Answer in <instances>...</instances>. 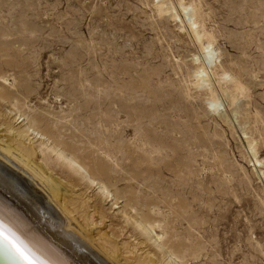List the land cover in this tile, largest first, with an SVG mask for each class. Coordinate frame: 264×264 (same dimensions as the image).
I'll list each match as a JSON object with an SVG mask.
<instances>
[{
	"label": "rangeland",
	"instance_id": "1",
	"mask_svg": "<svg viewBox=\"0 0 264 264\" xmlns=\"http://www.w3.org/2000/svg\"><path fill=\"white\" fill-rule=\"evenodd\" d=\"M157 1L0 0V137L37 150L48 174L71 188L60 204L78 209L75 219L121 264H264V0H169L175 22ZM187 7L198 9L199 37ZM203 30L219 60L211 90L190 75L208 44ZM224 70L241 82L226 85L238 108L219 90ZM216 94L223 118L206 113ZM59 151L74 152L93 182L58 160ZM141 221L154 223V237Z\"/></svg>",
	"mask_w": 264,
	"mask_h": 264
},
{
	"label": "bare ground",
	"instance_id": "2",
	"mask_svg": "<svg viewBox=\"0 0 264 264\" xmlns=\"http://www.w3.org/2000/svg\"><path fill=\"white\" fill-rule=\"evenodd\" d=\"M157 1V0H156ZM157 7L159 8V13H166L168 14L172 19H174V22L176 19H178V14L175 11L174 6H172L171 2L169 0H158ZM182 4V3H181ZM184 5V4H183ZM195 5V4H194ZM196 6V5H195ZM182 7V6H181ZM197 7V6H196ZM184 10H187L183 6ZM188 8V7H187ZM189 9V8H188ZM200 9V8H199ZM158 10V9H157ZM195 7H190L188 11H186L184 14H186V20H187V26H189V29L196 34L198 37L199 34V28L200 26V20H199V12L197 11ZM201 13V12H200ZM161 14V16L163 15ZM168 16V17H169ZM185 17V16H184ZM170 18V19H171ZM203 19V18H202ZM181 20V18H180ZM173 21V20H172ZM205 25V23H204ZM180 28V27H179ZM203 28V27H202ZM183 29V28H182ZM181 29V30H182ZM212 33V31H210ZM203 34L206 35L208 38V44L205 47L202 45L203 52H202V60L200 57H195L194 62L197 63L196 66H194L193 71L190 72L191 77L196 79V88H203L208 87L209 90H211L212 81L210 76V69L214 68L213 66H216L218 56L216 49L213 48L214 41L213 36L211 37L206 33V31L203 30ZM216 34V33H215ZM217 35V34H216ZM205 38V37H204ZM218 39V38H217ZM207 40V39H206ZM192 63V62H191ZM195 65V64H193ZM219 65V64H218ZM236 67V66H235ZM223 68V67H222ZM234 69V68H233ZM222 71V70H221ZM225 71V70H224ZM240 72V71H239ZM215 75V74H214ZM220 76V75H219ZM221 79L219 84L221 85L220 89L222 96H224L225 100L228 101L229 105L232 104L236 107L239 104L237 103V98L234 96L233 89L235 90L239 89L240 86H242L236 78V76L232 75L231 73L225 71L221 75ZM216 79V78H215ZM132 83V82H131ZM145 87L147 83H144ZM194 84V83H193ZM14 85V84H13ZM226 85H231L234 87L232 90L228 88ZM130 86V85H129ZM98 87V86H97ZM143 87V85H142ZM144 87V88H145ZM216 87V86H214ZM247 87V86H246ZM129 88V87H128ZM141 88V87H140ZM118 89V88H117ZM127 89V88H126ZM136 89V88H135ZM138 89V88H137ZM188 89V88H187ZM207 89V88H206ZM215 89V88H214ZM244 89V88H243ZM97 90V89H96ZM103 90V89H102ZM105 90V89H104ZM116 90V89H115ZM120 90V89H119ZM124 90V89H123ZM190 90V88H189ZM194 90V89H193ZM192 90V91H193ZM242 89H240L241 91ZM245 90V89H244ZM242 90V91H244ZM247 90V88H246ZM100 91V90H99ZM133 91V89L131 90ZM143 91V90H142ZM145 91V89H144ZM143 91V94L145 92ZM202 91V90H201ZM204 91V90H203ZM104 91L100 92V94H103ZM106 92V91H105ZM115 92V91H114ZM123 94V92L118 91ZM149 92V91H147ZM195 92V91H194ZM197 92V91H196ZM247 92V91H246ZM98 93V92H97ZM116 93V92H115ZM126 93V92H125ZM134 93H136L134 91ZM188 93V92H187ZM193 93V92H190ZM204 93V92H203ZM98 93V95H100ZM118 94V93H117ZM116 94V95H117ZM127 94V93H126ZM131 94V93H129ZM128 94V95H129ZM142 94V93H141ZM149 94V93H147ZM153 94V93H152ZM184 94V93H183ZM197 94V93H196ZM199 94V93H198ZM240 94V92L238 93ZM248 94V93H247ZM120 95V94H119ZM127 95V96H128ZM193 96V94H191ZM211 95V94H210ZM245 94H243L244 96ZM249 95V94H248ZM125 96V94H124ZM126 98L128 99V97ZM132 96V95H130ZM129 96V100H130ZM134 99H139V94H137L138 97H136L135 94H133ZM132 96V97H133ZM190 96V95H189ZM191 96V98H192ZM203 96V95H202ZM122 98V96H119V98ZM145 97V96H144ZM150 97V95H149ZM195 96L194 98H196ZM199 97V96H198ZM125 98V97H124ZM147 98V97H146ZM190 98V97H189ZM190 98V99H191ZM203 98V97H202ZM240 98V95H239ZM126 99V100H127ZM133 100V98H131ZM148 99V98H147ZM198 99V98H197ZM189 100V99H188ZM194 101L196 99H193ZM239 100V99H238ZM128 101V100H127ZM151 101V100H150ZM193 101V102H194ZM220 98L218 95H214L211 97V102L209 103V108L206 109L207 116L212 114H217L216 116H221L220 109L222 104L220 103ZM226 101V103H227ZM130 102V101H128ZM127 102V103H128ZM133 103V102H132ZM145 103V102H144ZM147 103V102H146ZM149 103V102H148ZM227 103V104H228ZM14 105V104H13ZM191 103H189V106ZM197 105H199L197 103ZM205 106V105H204ZM199 107V106H198ZM137 107H135L136 109ZM197 108V107H196ZM232 108V107H231ZM238 108V107H236ZM134 109V111H135ZM235 109V108H234ZM233 109V110H234ZM191 111V109L189 108ZM233 111V115H231L235 120L238 118V112ZM176 111V110H175ZM184 111V110H183ZM194 110H192L193 112ZM222 111V109H221ZM142 112V111H141ZM140 112V113H141ZM179 112V111H178ZM223 112V111H222ZM136 113V112H135ZM143 113V112H142ZM149 113V112H148ZM198 113V112H197ZM153 114V112H152ZM157 115V113H155ZM174 114V113H169ZM200 114V113H198ZM204 114V112H203ZM136 115V114H135ZM162 115V114H161ZM164 115V114H163ZM167 115V113H166ZM178 115V113H177ZM194 115V114H193ZM201 115V114H200ZM206 115V114H205ZM229 115V114H228ZM108 116V115H107ZM106 116V117H107ZM144 116V115H143ZM197 116V115H196ZM202 116V115H201ZM204 116V115H203ZM207 116L205 118H207ZM226 115H222L223 118ZM65 117V116H64ZM112 117V115H111ZM150 117V116H149ZM162 117V116H161ZM164 117V116H163ZM167 117V116H166ZM198 117V116H197ZM109 118V117H108ZM113 118V117H112ZM133 118V117H132ZM220 118V117H219ZM218 118V119H219ZM221 118V119H222ZM227 118V117H226ZM134 119V118H133ZM171 118L168 117L167 120ZM177 119V118H176ZM191 119V118H190ZM194 119V118H193ZM111 120V119H110ZM151 120H154L153 117ZM162 120V119H161ZM173 120V119H172ZM180 120V119H179ZM188 120V118H187ZM223 120V119H222ZM226 123H228V118L226 119ZM39 121V120H38ZM112 121V120H111ZM114 121V120H113ZM169 121V122H170ZM197 121V120H196ZM195 121V122H196ZM199 121V120H198ZM202 121V119H201ZM33 122V121H32ZM115 122V121H114ZM124 122V121H123ZM127 122V121H126ZM145 122V121H144ZM174 122V121H173ZM178 122V121H177ZM238 122V121H237ZM34 123V122H33ZM117 123V121H116ZM154 123V121H153ZM176 123V121L174 122ZM191 123V122H190ZM30 124V123H29ZM119 124V123H118ZM124 124V123H123ZM149 124V122H148ZM163 124V123H162ZM183 124V122H182ZM239 124V123H238ZM32 125V123H31ZM115 125V124H113ZM129 125V123H128ZM160 125V124H159ZM170 125V124H169ZM175 125V124H174ZM179 125V124H178ZM189 125V123H188ZM232 125V124H230ZM241 125V123H240ZM34 126V124H33ZM33 126H29L28 129H31ZM139 126V125H137ZM141 126V124H140ZM145 126V125H144ZM177 126V125H176ZM185 126V125H184ZM183 126L182 129H185ZM192 126V125H191ZM239 126V125H238ZM243 126V125H241ZM246 126V125H244ZM115 127V126H114ZM150 128V126H148ZM158 127V126H157ZM156 127V128H157ZM163 127V126H162ZM165 127V126H164ZM182 127V125H181ZM197 127V126H196ZM136 128V126H135ZM139 128V127H138ZM137 128V129H138ZM145 128V127H144ZM176 128V127H175ZM190 129V126L188 127ZM203 128V127H202ZM241 127H239L240 129ZM243 128V127H242ZM246 128V127H245ZM27 129V130H28ZM116 129V128H115ZM119 129V128H118ZM172 129V127H171ZM201 129V128H200ZM120 130V129H119ZM136 130V129H135ZM156 130V129H155ZM164 130V129H163ZM177 130V128H176ZM180 130V129H179ZM196 130V129H195ZM116 131V130H115ZM140 131V130H139ZM154 131V130H153ZM183 131V130H182ZM181 131V132H182ZM242 131V129H241ZM240 131V132H241ZM245 131V130H244ZM29 132V131H26ZM137 132V131H136ZM158 132V131H157ZM160 132V131H159ZM158 132V134H159ZM188 132V131H187ZM195 132V131H194ZM142 133V132H141ZM166 133V132H165ZM186 133V132H185ZM243 133V132H242ZM173 134V133H172ZM184 134V133H183ZM189 134V133H188ZM191 134V133H190ZM13 135V134H12ZM139 135V133L137 134ZM167 135V134H166ZM169 135V134H168ZM167 135V136H168ZM174 135V134H173ZM172 135V136H173ZM181 135V134H180ZM187 135V134H186ZM206 135V134H205ZM204 135V137H205ZM216 135V134H215ZM144 136V135H143ZM146 136V135H145ZM171 136V134H170ZM194 136V134H193ZM209 136V135H208ZM11 138V136H9ZM156 137V136H155ZM186 137V136H184ZM211 138V136H209ZM219 137V136H218ZM9 138V139H10ZM15 138V137H14ZM140 138V137H139ZM137 138V139H139ZM178 138V137H177ZM176 138V139H177ZM181 138V137H180ZM193 138V137H192ZM208 138V137H207ZM216 138V136H215ZM13 139V138H12ZM135 139V138H134ZM142 139V138H141ZM153 139V138H152ZM179 139V138H178ZM247 139V138H246ZM8 137H0V157L4 162L6 161L8 166L11 164L13 167L19 169L23 174H26L30 179L29 182H24L23 179L20 178V176H17L15 172L8 169L4 164L0 163V264H121L118 260L121 258L115 257L114 252L110 251L104 244L96 245V242L94 241V238H91V234L88 235V232L86 229L87 227L85 224L83 225L82 222H78L77 219H75L74 213L78 211V209H70L65 205L60 204V195L59 193L62 192V190L69 189L68 186L65 185V182H61L56 177H52V175L48 174V169L37 160V150L34 147H31V149L27 148L26 144L16 145L13 143V141H7ZM18 140V138H17ZM23 140V138L21 139ZM26 140V138H25ZM170 140V139H169ZM174 140V139H173ZM183 140V139H182ZM191 140V139H190ZM195 140L194 138L192 139ZM250 140V139H249ZM136 141V140H135ZM134 141V142H135ZM150 141V139L148 140ZM181 141V140H180ZM184 141V140H183ZM192 141V142H193ZM208 141V140H207ZM105 142V141H104ZM107 142V141H106ZM105 142V143H106ZM131 142V141H130ZM141 142V140H140ZM139 142V143H140ZM151 142V141H150ZM191 142V143H192ZM209 142H212L209 141ZM252 141H247L248 148L250 149L251 153H253L254 157L256 158V145L253 146ZM24 143V142H23ZM162 143V142H161ZM173 143V142H172ZM180 143V142H179ZM207 143V142H206ZM144 144V143H143ZM146 147L145 145H143ZM155 144V143H154ZM153 144V145H154ZM176 144V143H175ZM184 144V143H183ZM194 144V143H193ZM197 144V143H195ZM201 144V143H200ZM208 144V143H207ZM61 145V144H60ZM100 145V144H99ZM98 145V146H99ZM106 145V144H105ZM135 146V143L131 144ZM140 145V144H139ZM172 145V144H171ZM170 145V146H171ZM178 145V144H177ZM52 146V145H51ZM120 146H122L120 144ZM137 146V144H136ZM141 146V147H142ZM166 146V142H165ZM181 146V145H180ZM211 146V144H210ZM104 147V146H103ZM139 147V146H138ZM140 147V148H141ZM161 147V146H159ZM182 147V146H181ZM197 147V146H196ZM108 148V146H107ZM123 148V147H122ZM147 148V147H146ZM167 148V147H166ZM186 148V146H185ZM258 148V147H257ZM98 149V148H97ZM104 149V148H102ZM137 149V147H136ZM158 149V148H157ZM155 149V150H157ZM180 149V147H178ZM184 149V148H183ZM190 149V148H189ZM196 149V148H195ZM248 149V150H249ZM109 150V149H108ZM119 150V149H118ZM117 150V151H118ZM135 150V148H134ZM152 151L148 148V151ZM160 151V149H158ZM172 150V149H169ZM186 150V149H184ZM102 151V150H101ZM123 151V150H122ZM137 151V150H136ZM139 151V150H138ZM141 151V149H140ZM146 151V150H145ZM146 151V153L148 152ZM149 151V152H150ZM163 151V150H161ZM160 151V153H162ZM175 151V150H172ZM183 150H181L182 152ZM105 152V149H104ZM109 152V151H108ZM164 152V151H163ZM169 152V151H168ZM167 152V153H168ZM195 152V151H193ZM55 153V152H54ZM74 153V152H73ZM72 153V156H66V154L62 151L58 152V160L64 162L63 164L66 165V167H70L69 169L74 172V174H83L84 178L90 179V181L94 178L92 175L93 173L90 172L81 161ZM106 153V152H105ZM119 153V152H118ZM150 153V154H151ZM156 153V152H154ZM165 153V152H164ZM170 153V152H169ZM174 153V152H173ZM189 153V152H188ZM191 153V152H190ZM250 153V154H251ZM102 154V153H101ZM159 154V152H158ZM157 154V156H158ZM193 154V153H192ZM152 155V154H151ZM156 155V154H154ZM160 155V154H159ZM164 155V154H163ZM162 155V156H163ZM166 155V154H165ZM172 155V154H171ZM170 155V157H172ZM191 155V154H189ZM195 155V154H193ZM252 155V156H253ZM147 156V155H146ZM161 156V158H162ZM177 156V155H175ZM182 156V155H181ZM187 156V155H186ZM56 157V156H55ZM107 157V155H106ZM112 157V154L111 156ZM159 157V156H158ZM165 157V156H164ZM174 157V156H173ZM184 157V156H183ZM192 157V156H191ZM0 158V159H1ZM114 158V157H113ZM152 158V157H151ZM160 158V157H159ZM167 157L166 159H168ZM176 158V157H175ZM174 158V159H175ZM194 158V157H193ZM112 159V158H111ZM116 159V158H115ZM114 159V160H115ZM165 159V160H166ZM182 159V158H181ZM185 159V158H184ZM113 160V161H114ZM160 160V159H159ZM164 160V161H165ZM172 160V159H171ZM110 161V160H109ZM112 161V160H111ZM116 161V160H115ZM156 161V160H155ZM183 161V160H182ZM185 161V160H184ZM167 162V161H166ZM175 162V160H174ZM191 162V161H190ZM115 163V162H114ZM188 163V162H186ZM195 163V162H194ZM116 164V163H115ZM118 164V163H117ZM256 164V163H255ZM259 164V162H258ZM257 164V165H258ZM262 164V163H261ZM10 165V166H11ZM163 165V164H160ZM186 164H184L185 166ZM192 165V164H191ZM11 166V167H12ZM178 166V165H177ZM188 167V166H187ZM181 168V167H180ZM179 168V169H180ZM183 169V167H182ZM185 169V168H184ZM190 169V168H189ZM16 170V169H14ZM178 170V167H177ZM187 170V169H186ZM189 172V170H187ZM178 172V171H177ZM176 177L179 179L180 177ZM181 172V170H180ZM183 173V172H182ZM191 173V172H190ZM73 174V175H74ZM181 174V173H180ZM179 174V175H180ZM185 174V173H184ZM183 174V176H184ZM192 174V173H191ZM259 174V173H258ZM262 174V173H261ZM185 177V176H184ZM176 178V179H177ZM181 178H183L181 176ZM87 179V180H88ZM177 179V180H178ZM180 180V179H179ZM176 181V180H175ZM191 181V180H190ZM93 182V181H91ZM177 183V181H176ZM32 184V185H31ZM34 184L37 186L38 184L41 186L42 194L38 195V191L34 189ZM39 186V187H40ZM93 186V185H92ZM91 187V186H90ZM67 188V189H66ZM71 189V188H70ZM69 189V190H70ZM38 190V189H37ZM68 191V190H67ZM106 195H110L109 191L101 190ZM101 192V193H102ZM44 193V194H43ZM66 194V193H65ZM67 195V194H66ZM73 196V195H72ZM63 197V196H62ZM61 197V199H62ZM111 198V197H110ZM168 199V198H167ZM166 199V200H167ZM84 200V198H83ZM85 201V200H84ZM165 202V201H164ZM58 203L61 205H58ZM183 208V207H182ZM181 208V209H182ZM180 209V206H179ZM176 211V210H175ZM178 212V211H177ZM175 213V212H174ZM164 216V215H163ZM88 219V217H87ZM90 219V218H89ZM135 219V218H134ZM138 223V222H137ZM147 223V222H146ZM157 224V221H156ZM161 224V223H160ZM165 224V223H164ZM89 225V224H87ZM98 225V224H97ZM154 225V223H153ZM153 225H147L144 221H141V224H138L139 230L142 229V232L147 235L148 237H154L152 236V227ZM99 226V225H98ZM135 226V225H134ZM157 227V225H155ZM154 226V227H155ZM160 226V225H158ZM88 230V229H87ZM86 232V233H85ZM152 233V234H151ZM103 237H105L103 235ZM109 237V236H108ZM160 237V235H159ZM190 238V237H189ZM107 239V235H106ZM190 240V239H189ZM104 241V240H102ZM151 241V240H150ZM191 241V240H190ZM157 242V241H156ZM192 242V241H191ZM158 244V243H157ZM192 244V243H191ZM192 246V245H191ZM160 247V246H159ZM185 248V247H184ZM161 249V247H160ZM200 250V249H199ZM165 251V250H164ZM182 251V250H181ZM124 254V253H123ZM101 255L103 257H101ZM173 255V254H171ZM184 255V254H183ZM197 256V255H196ZM150 257V256H149ZM169 257V256H168ZM195 257V256H194ZM118 258V260H117ZM175 260H181V257H175ZM198 258V257H197ZM148 259V258H147ZM152 259V258H150ZM150 261L151 264H159L155 263L154 261ZM154 260V259H153ZM165 260V259H164ZM174 261V260H173ZM124 262V261H123ZM126 262V261H125ZM149 263V264H150ZM176 263V262H175ZM178 263V262H177ZM184 263V261H183ZM182 263V264H183Z\"/></svg>",
	"mask_w": 264,
	"mask_h": 264
}]
</instances>
